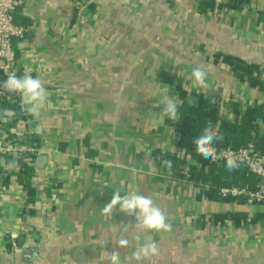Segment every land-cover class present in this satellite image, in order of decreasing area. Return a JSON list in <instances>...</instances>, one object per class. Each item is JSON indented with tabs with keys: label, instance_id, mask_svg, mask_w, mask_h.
Segmentation results:
<instances>
[{
	"label": "crops",
	"instance_id": "1",
	"mask_svg": "<svg viewBox=\"0 0 264 264\" xmlns=\"http://www.w3.org/2000/svg\"><path fill=\"white\" fill-rule=\"evenodd\" d=\"M203 1L23 0L16 67L41 80L47 101L39 116L28 111L30 129L20 116L0 120L39 148L25 156L32 195L18 183L20 160L0 158V264H111L114 250L120 264H264L263 204L215 198L155 158L185 156L163 114L165 98L180 103L176 85L227 107L264 105L263 92L212 62L220 52L264 71V0L200 10ZM197 67L207 87L195 83ZM114 191L150 196L171 231L143 228L119 206L105 213ZM151 242L159 254L137 260Z\"/></svg>",
	"mask_w": 264,
	"mask_h": 264
},
{
	"label": "trees",
	"instance_id": "2",
	"mask_svg": "<svg viewBox=\"0 0 264 264\" xmlns=\"http://www.w3.org/2000/svg\"><path fill=\"white\" fill-rule=\"evenodd\" d=\"M246 1L248 0H227L225 7L238 9ZM214 4L215 0H204L199 8L200 10L203 7L212 9ZM220 7L222 6H217L218 9ZM15 22L17 23L16 17ZM212 62L215 65L225 64L229 66L233 74L242 82H246L251 88L264 93V71L260 65L247 62L236 55L220 52L213 55ZM175 90L180 99L178 105L179 115L177 120H171L165 116V123L175 129L178 136L177 145L179 149L184 150L185 156L179 158L176 154L156 152L155 158L159 161L163 172L185 179L196 185L206 186L209 194L215 198H222L219 193L223 187L253 186L256 181L251 179L253 176L248 174L245 169L237 167L230 171L225 165L210 163L209 159L197 154L193 141L202 134L207 123L210 122L213 127L219 124L220 132L223 135L222 140L214 142V147L242 148L252 143L255 146V150L264 154V105L250 103L247 107L241 109V103L238 100L227 107L221 97L207 98L196 93L188 95L179 85L175 86ZM190 97L194 98L193 101H190ZM3 109H12V117L16 122V118L20 115L19 106L17 104L2 105L0 113H2ZM226 111L228 112L226 113ZM0 120L5 121L3 117H0ZM1 126L3 127V125ZM4 126V129H2L3 133L8 137H12L11 126L5 124ZM187 157L200 164V168L196 164H190ZM163 160H171L172 168H166L162 163ZM19 166L18 183L24 192L26 191L32 195V176L35 167L32 165L31 158H22ZM222 199L234 200L230 198ZM243 200L246 201L245 199Z\"/></svg>",
	"mask_w": 264,
	"mask_h": 264
},
{
	"label": "clouds",
	"instance_id": "3",
	"mask_svg": "<svg viewBox=\"0 0 264 264\" xmlns=\"http://www.w3.org/2000/svg\"><path fill=\"white\" fill-rule=\"evenodd\" d=\"M192 76L198 86L202 88L207 87L205 71L199 67L194 68ZM4 92L19 94L22 104L30 105L28 111L36 116H39L40 110L47 101L46 89L41 83V80L34 77L30 71H25L22 77L14 73L8 74V79L0 84V95H3ZM12 114V109H3L2 113H0V117H3L6 121V118ZM163 114L171 120H177L179 112L178 105L174 99L165 98ZM37 131L39 132L40 129H37ZM222 139L223 135L220 132V125L217 124L213 127V125L208 122L202 134L198 136L193 143L197 154L203 156L205 159L211 158L215 161L217 154L214 142ZM180 155L182 156L183 153ZM162 163L166 168H172L171 160H163ZM225 167L231 171L239 167V165L237 161L229 155L226 158ZM117 206H119L121 212L127 215H135L137 222L143 228L156 231H171V225L167 223L166 215L150 196L136 192L121 194L120 191H114L111 200L104 205L103 211L105 213H110ZM128 244L129 241L126 239H121L119 241V246L121 247L127 246ZM158 254L159 249L155 242L147 243L139 247L134 253L137 260L142 259L144 256H154ZM119 255V252L115 250L110 254L111 264H120Z\"/></svg>",
	"mask_w": 264,
	"mask_h": 264
},
{
	"label": "built area",
	"instance_id": "4",
	"mask_svg": "<svg viewBox=\"0 0 264 264\" xmlns=\"http://www.w3.org/2000/svg\"><path fill=\"white\" fill-rule=\"evenodd\" d=\"M23 5V0H0V84L8 79V74L14 73L19 76L16 67V48L15 40H23L27 33V28L15 22V15L18 9ZM17 104L20 110V117L26 129H30L33 124L29 117L27 105L22 104L21 96L17 93L4 92L0 95V108L2 105ZM0 125V158L13 156L15 160L25 158L27 154L37 155L38 145L36 142H30L21 139L18 135L8 137L2 131ZM217 158L213 161L208 158L210 163L225 165L226 158L230 155L238 163L239 167L245 169L248 174L256 178L253 186H227L220 190L219 195L222 198L234 200L245 199L249 205H264V154L255 150L251 143L247 147H215ZM17 237L16 232L11 233V238Z\"/></svg>",
	"mask_w": 264,
	"mask_h": 264
}]
</instances>
